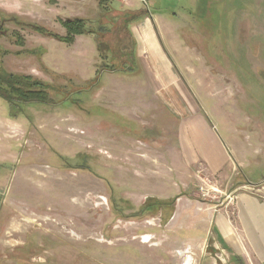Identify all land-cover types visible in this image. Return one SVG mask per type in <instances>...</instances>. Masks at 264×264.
I'll list each match as a JSON object with an SVG mask.
<instances>
[{
  "label": "rangeland",
  "instance_id": "1",
  "mask_svg": "<svg viewBox=\"0 0 264 264\" xmlns=\"http://www.w3.org/2000/svg\"><path fill=\"white\" fill-rule=\"evenodd\" d=\"M114 1L148 9L165 65L140 46L115 75L114 28L71 44L32 29H99L96 0H0V69L50 87L45 103L0 98V264H230L210 238L176 239L169 213L180 198L218 210L236 178L264 200V0ZM192 131L222 142L236 176L207 173Z\"/></svg>",
  "mask_w": 264,
  "mask_h": 264
},
{
  "label": "crops",
  "instance_id": "2",
  "mask_svg": "<svg viewBox=\"0 0 264 264\" xmlns=\"http://www.w3.org/2000/svg\"><path fill=\"white\" fill-rule=\"evenodd\" d=\"M125 6L124 8L128 9L134 7L131 2L125 3ZM158 28L150 16L138 21L130 28L136 43L137 59L139 58L138 49L142 46L157 67L165 65L168 61L159 46ZM125 73L112 72L122 76ZM210 136L197 135L192 131L191 135H181V139L185 141L186 148L194 149L195 147L199 151L209 175L222 172L227 177L232 171L236 176L237 167L241 163H236L237 161L234 160V167H230V157L222 142L215 135H212V138ZM235 180L236 185L230 195L234 194L232 197L229 196V201L227 200L216 211L211 208L197 207L195 202L188 198H180L170 216L169 225L175 232L176 239L178 235L188 232L190 237L188 236L186 241L192 247H199V238H210L213 248L221 247L229 254L230 264H264V200L247 190L244 183L247 186L256 184H250L238 178ZM224 191L228 190L225 188ZM200 213L203 218L202 224L198 220Z\"/></svg>",
  "mask_w": 264,
  "mask_h": 264
},
{
  "label": "trees",
  "instance_id": "3",
  "mask_svg": "<svg viewBox=\"0 0 264 264\" xmlns=\"http://www.w3.org/2000/svg\"><path fill=\"white\" fill-rule=\"evenodd\" d=\"M101 9L105 22L101 23L99 29L87 28V23L83 19H74L62 22V26L66 31V36H58L48 32L44 28L33 26L32 29L44 36L54 38L60 42L71 44L74 37L80 35H93L96 41L100 43L103 38L109 33L110 28H114V35L118 36L120 49L124 52V62L119 72H127L132 69L134 62L137 60L135 55L136 43L131 33V26L138 21L149 17L148 9H128L120 7L114 0H96ZM116 13L112 19L110 15ZM127 60V61H126ZM114 71V68L112 69ZM116 70V69H115ZM129 72V71H128ZM49 85L41 81L32 79V77L15 76L8 74L0 69V98L7 102L11 107L16 105V102L31 103L48 101ZM166 207L173 205V201L163 203ZM158 207V204H152L142 208L141 212L148 208ZM171 213H169V216Z\"/></svg>",
  "mask_w": 264,
  "mask_h": 264
},
{
  "label": "built area",
  "instance_id": "4",
  "mask_svg": "<svg viewBox=\"0 0 264 264\" xmlns=\"http://www.w3.org/2000/svg\"><path fill=\"white\" fill-rule=\"evenodd\" d=\"M143 3L146 5V2L144 0ZM200 191L203 193V195L204 193H207V190L204 187L200 188Z\"/></svg>",
  "mask_w": 264,
  "mask_h": 264
}]
</instances>
